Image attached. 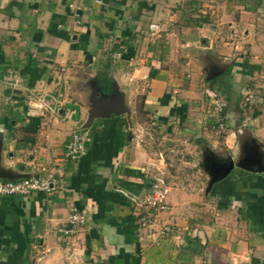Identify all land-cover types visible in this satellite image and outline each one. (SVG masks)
I'll use <instances>...</instances> for the list:
<instances>
[{
    "label": "crops",
    "instance_id": "1",
    "mask_svg": "<svg viewBox=\"0 0 264 264\" xmlns=\"http://www.w3.org/2000/svg\"><path fill=\"white\" fill-rule=\"evenodd\" d=\"M99 100L125 112L92 119ZM77 131L92 140L71 162ZM203 146L255 148L264 168V0H0V168L55 176L51 193L0 196V264H264V172L214 180L227 164ZM160 174L169 209L143 226ZM74 209L87 222L67 237Z\"/></svg>",
    "mask_w": 264,
    "mask_h": 264
},
{
    "label": "built area",
    "instance_id": "2",
    "mask_svg": "<svg viewBox=\"0 0 264 264\" xmlns=\"http://www.w3.org/2000/svg\"><path fill=\"white\" fill-rule=\"evenodd\" d=\"M50 98V99H49ZM59 96H48L46 94L37 95L35 92L30 94V101L34 109L57 114L59 111ZM219 110H222L221 108ZM221 112V111H220ZM220 130L225 129L223 119L219 121ZM88 132L77 131L71 136L67 145L66 157L71 162H77L87 151V145L91 142ZM55 176L49 174L43 177H30L18 181L0 179V196H29L36 192L51 193L54 190ZM170 187L163 174L153 178L152 188L141 201V208L138 211V218L143 226H153L152 218L154 213L168 210V197ZM87 214L78 209H74L70 215L69 226L62 230L63 234L71 237L77 233L78 228L87 222ZM168 228L161 230V235H166Z\"/></svg>",
    "mask_w": 264,
    "mask_h": 264
},
{
    "label": "water",
    "instance_id": "3",
    "mask_svg": "<svg viewBox=\"0 0 264 264\" xmlns=\"http://www.w3.org/2000/svg\"><path fill=\"white\" fill-rule=\"evenodd\" d=\"M98 93L100 94V88L98 87ZM105 95V94H104ZM125 112L124 109H121L119 106L118 102H106L99 100L96 102L94 111L92 113V119L95 118H109L111 115H121ZM254 147V146H253ZM245 153L243 155H240L236 160L233 158H230L229 163L227 165H223L221 171L218 172V175L214 180H217L219 177L220 178H225L227 177L235 167L243 168L244 170L247 171H256L254 168H252L253 165L258 166V172H264V168L261 167L259 160H254V153L255 148H245ZM255 161V162H254ZM33 176H28V175H21V174H14L11 171H7L5 169L0 168V179L2 180H10V181H15L18 179H24V178H30ZM218 177V178H217ZM97 264H112V263H97ZM113 264H122L121 260H116Z\"/></svg>",
    "mask_w": 264,
    "mask_h": 264
},
{
    "label": "trees",
    "instance_id": "4",
    "mask_svg": "<svg viewBox=\"0 0 264 264\" xmlns=\"http://www.w3.org/2000/svg\"><path fill=\"white\" fill-rule=\"evenodd\" d=\"M98 87L102 94L109 95L113 93V82L107 73H101L98 76Z\"/></svg>",
    "mask_w": 264,
    "mask_h": 264
},
{
    "label": "rangeland",
    "instance_id": "5",
    "mask_svg": "<svg viewBox=\"0 0 264 264\" xmlns=\"http://www.w3.org/2000/svg\"><path fill=\"white\" fill-rule=\"evenodd\" d=\"M204 146L203 147H201V151H203L204 150ZM179 150V149H178ZM181 150H183V149H181ZM200 150H198V149H196V154H198V157H197V155H196V157L198 158V159H200V161H203L205 164H208L207 163V161L208 160H210V156H209V153L208 152H206V151H203V153L200 151ZM179 154H181V153H179ZM210 155H212V154H210ZM178 156H180V159L182 158V156H183V154H181V155H178ZM190 156V155H189ZM213 157H215V159H213V160H210V161H217L218 163H220V164H228L227 162H229V160H226V161H223V159H222V157H216V156H213ZM171 158V160L173 159L172 157H170ZM186 159H187V156H186ZM206 161V162H205ZM183 165L184 164H182L181 166H179V170L180 171H183Z\"/></svg>",
    "mask_w": 264,
    "mask_h": 264
}]
</instances>
